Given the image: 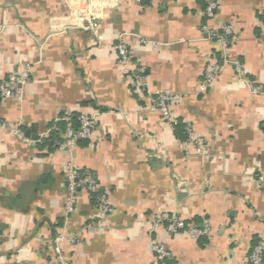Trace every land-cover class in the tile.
<instances>
[{
    "label": "crops",
    "instance_id": "obj_1",
    "mask_svg": "<svg viewBox=\"0 0 264 264\" xmlns=\"http://www.w3.org/2000/svg\"><path fill=\"white\" fill-rule=\"evenodd\" d=\"M207 1L0 0V81L29 68L21 98L0 99V123L21 124L34 142L0 129V264H149L154 241L181 264L244 263L264 235V0H215L208 20ZM86 17L97 34L83 29ZM222 24L233 28L225 47L202 32ZM119 43L151 91L177 96L172 115L205 139V157L133 95ZM212 59L221 72L200 92ZM67 114L95 115V129L62 152L44 134ZM67 163L99 189L79 191L69 215ZM103 191L112 214L100 223ZM160 214L208 222L210 235L150 233Z\"/></svg>",
    "mask_w": 264,
    "mask_h": 264
},
{
    "label": "built area",
    "instance_id": "obj_2",
    "mask_svg": "<svg viewBox=\"0 0 264 264\" xmlns=\"http://www.w3.org/2000/svg\"><path fill=\"white\" fill-rule=\"evenodd\" d=\"M217 9L215 0H208L204 9V17L212 19ZM86 25L83 27L86 31L97 34L99 25L97 22L89 17L85 18ZM202 32L206 34L209 39L216 40L221 43L223 47L226 46V39L233 32L232 25L222 24L218 28L211 29L208 26L202 27ZM264 33V27H263ZM114 50L118 55L120 65L127 77L126 81L131 88L133 95L140 99H147V111L156 112L160 115L163 123L174 131L175 126L179 123L174 119L171 112V105L177 99V96L168 91H151L149 85L144 77V70L142 68H135L131 65L130 56L125 46L119 43L114 46ZM234 71L237 75H241V66L234 63ZM221 72V67L212 59L209 60L202 71V80L199 85V91L204 92L208 90L214 83L216 76ZM29 68L25 67L17 71L9 73L4 79L0 81V99L4 101L19 100L21 98L22 86L28 82ZM256 90V89H255ZM70 114L65 115L61 120L66 123L65 131L62 133L63 141L58 143V150L62 152L71 151L78 141H88L93 137L95 129V115H79L78 128L73 130L69 121ZM0 129L9 131L18 137L23 143L32 144L34 142L24 138L21 130V124L10 125L7 123H0ZM51 130H47L44 137L49 135ZM183 131L185 139L183 145L186 149H190L193 154L199 157H205L207 154V143L204 138L197 136L189 123H183ZM43 136V135H42ZM64 176L66 180L64 212L69 215L74 212L77 203L76 195L79 191L95 194L98 189L97 183L94 181L92 175L87 173H80L71 163L64 166ZM258 184H264V174L257 179ZM94 208L96 217L100 223L107 221L112 209L108 202L107 192H100L95 196ZM150 233H154L159 227L164 228L165 232L170 236L185 235L193 241H198L207 238L210 235V225L208 222L201 224H186L176 216L167 214H160L151 217L149 220ZM94 230V229H91ZM63 241V238H56L55 242L58 244ZM71 241V240H70ZM151 254L149 264H181L175 261L171 252L163 243L152 242L149 247ZM60 264H66L62 258H58ZM243 264H264V235L260 234L256 237V242L250 249Z\"/></svg>",
    "mask_w": 264,
    "mask_h": 264
},
{
    "label": "trees",
    "instance_id": "obj_3",
    "mask_svg": "<svg viewBox=\"0 0 264 264\" xmlns=\"http://www.w3.org/2000/svg\"><path fill=\"white\" fill-rule=\"evenodd\" d=\"M262 23H264V22H262ZM78 116H79L78 114H71L69 116V121H70V123L72 125L73 130H76L78 128V121H77ZM61 119H60V121H58L56 123H53V126L56 129L54 130V127L53 126L51 127V128H53V130L50 132L48 139H44L45 141L46 140H50V139H54V138L57 140V143H61L63 141L62 133L65 131L66 123L64 121H62ZM173 132L176 135H179L180 136L179 138H181L183 140L185 139V135H184V131H183V123L182 122L181 123L179 122L175 126ZM81 142H84V141H78L77 144L81 143Z\"/></svg>",
    "mask_w": 264,
    "mask_h": 264
},
{
    "label": "water",
    "instance_id": "obj_4",
    "mask_svg": "<svg viewBox=\"0 0 264 264\" xmlns=\"http://www.w3.org/2000/svg\"><path fill=\"white\" fill-rule=\"evenodd\" d=\"M26 135H27V132H26ZM28 136V135H27Z\"/></svg>",
    "mask_w": 264,
    "mask_h": 264
}]
</instances>
